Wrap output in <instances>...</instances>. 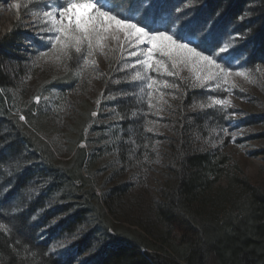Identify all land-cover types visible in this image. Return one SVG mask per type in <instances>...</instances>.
Wrapping results in <instances>:
<instances>
[{"label":"trees","instance_id":"obj_1","mask_svg":"<svg viewBox=\"0 0 264 264\" xmlns=\"http://www.w3.org/2000/svg\"><path fill=\"white\" fill-rule=\"evenodd\" d=\"M107 1L122 15L139 9L134 19L153 30H195L206 48L234 40L226 58L264 66V0ZM45 4L32 0L25 11H43ZM28 38L17 24L0 35V264H264V185L230 172L224 154L191 147V133L220 115L180 119L172 178L156 201L127 215L136 199L130 182L99 191L86 145L61 161L12 115L11 67ZM74 73L51 84L65 90ZM115 107L124 119L123 150L127 140L143 148L145 103L120 98ZM62 239L71 240L70 249L54 251Z\"/></svg>","mask_w":264,"mask_h":264},{"label":"rangeland","instance_id":"obj_2","mask_svg":"<svg viewBox=\"0 0 264 264\" xmlns=\"http://www.w3.org/2000/svg\"><path fill=\"white\" fill-rule=\"evenodd\" d=\"M30 1L0 0V35L17 24L30 36L21 42V58L11 67L15 77V84L9 89L12 115L49 143L61 161L67 162L78 144L86 145L93 155L91 181L99 191L130 182L136 199L130 203L127 215L135 216L141 207L156 201L172 178L173 148L181 143L180 119L197 121L206 112H216L221 118L214 122L206 117L204 125H199L202 128L191 133V147L224 154L229 159L230 172H240L254 184L264 185V66L250 68L241 60L216 57L233 73L243 71L248 77L233 74L227 82L219 83L198 81L200 70L180 63L173 68L171 61L158 74L140 65L127 66L138 59L128 53L141 46L126 45L122 35L119 42L109 39L103 54L97 50L84 57L73 53V59L58 58L48 39L52 33L41 31L42 18L25 11ZM36 1L46 3L45 9L67 3ZM233 42L227 43L228 51ZM43 52L47 55H38ZM71 69L75 71L73 85L64 90L51 84ZM136 72L141 78L133 80ZM165 81L172 86L166 87ZM120 98L139 101L147 107L143 148L127 140L123 150L124 119L115 107ZM214 98L228 103L223 107L215 105ZM225 184L226 179H221L219 185ZM71 243L56 240L53 250L67 251Z\"/></svg>","mask_w":264,"mask_h":264},{"label":"snow or ice","instance_id":"obj_3","mask_svg":"<svg viewBox=\"0 0 264 264\" xmlns=\"http://www.w3.org/2000/svg\"><path fill=\"white\" fill-rule=\"evenodd\" d=\"M118 7L119 5L108 6L105 0H67L66 5L57 8H46L43 11L34 9L32 15L42 18L44 26L41 31L52 33L48 39L58 58L63 56L73 59V53L84 57L85 53L92 55L97 50L103 54L107 47L106 42L109 39L119 42L122 35L126 45L141 46L136 51L128 53L138 59L127 66L140 65L149 72L154 70L159 74L162 68H166L167 62L171 61L173 68L180 63L200 70L202 75L196 79L202 82L208 80H215L217 83L221 80L227 82V78L233 74L248 78L245 72L233 73L218 62L216 57L223 60L228 53V44L206 48L204 38L195 30L181 29L176 32L168 29L153 30L134 19L139 9L130 8L128 14L122 15L116 10ZM206 52L208 54H205ZM38 55L46 56L47 52ZM140 78L139 72L132 76L133 80ZM164 83L166 87L172 86L167 81ZM35 99L39 102L40 97L37 96ZM213 103L223 107L228 101L214 98ZM20 118L24 119L23 116ZM225 134L227 135V130ZM3 227L0 225V228Z\"/></svg>","mask_w":264,"mask_h":264}]
</instances>
